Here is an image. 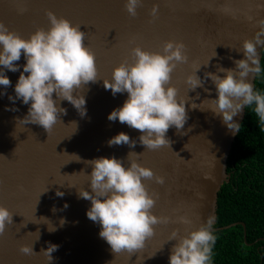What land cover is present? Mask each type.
<instances>
[{
    "label": "water",
    "instance_id": "1",
    "mask_svg": "<svg viewBox=\"0 0 264 264\" xmlns=\"http://www.w3.org/2000/svg\"><path fill=\"white\" fill-rule=\"evenodd\" d=\"M153 4L159 6L156 17L151 16ZM48 10L79 24L87 34L85 44L95 53L98 81L77 90L76 94L85 96L86 115L82 117L68 101H60L66 114L47 132L42 126L18 121L29 106L19 100L13 105L8 100V95H15L20 72L6 70L11 85L0 96V205L13 215L12 224L0 235V264H48L41 249H47L49 242L58 246L51 253V264H168L170 249L176 243L168 241L169 236L176 228L184 235L185 226L175 222L155 225L154 235L143 248L113 253L99 237L100 225L86 216L90 201L78 198L77 188L90 191L87 174L92 169L85 161L115 156L128 166V153L136 152L140 155L132 159L164 178L163 184L154 179L143 181L148 191L158 196L152 209L155 215L171 217L173 221L179 215H188L193 228L209 213L217 220L219 192L230 181L228 159L247 107L233 118L240 123L233 135L211 110L190 107L216 97L211 80L189 91L185 80L193 71V63L205 64L211 59L197 73L202 79L206 71L216 73L217 65L235 67L233 60L243 58L236 49L253 36L257 30L255 21L264 18V0H143L135 17L126 12L124 0H0V21L28 38L37 28L47 30ZM168 40L186 45L188 62L177 65L171 84L188 99V119L180 131L169 128L170 147L148 150L138 141L139 130L107 119L114 108L123 104L127 93L113 96L110 89L105 90L103 79H111L112 70L126 59L132 62L131 48L161 51ZM14 63L23 65V54ZM5 106H14L18 111L5 110ZM200 107L207 109L209 105ZM120 132L136 139L135 146H109L107 141ZM57 190L64 195L57 196ZM52 226L56 230L50 232L48 227ZM22 244L32 246L34 252L21 253Z\"/></svg>",
    "mask_w": 264,
    "mask_h": 264
},
{
    "label": "clouds",
    "instance_id": "2",
    "mask_svg": "<svg viewBox=\"0 0 264 264\" xmlns=\"http://www.w3.org/2000/svg\"><path fill=\"white\" fill-rule=\"evenodd\" d=\"M142 3L143 0H124V8L129 16L135 17ZM158 11V4H153L151 16L156 17ZM46 16L49 21L47 30L37 28L28 38H23L0 21V86H3L0 96L5 95L11 85L6 70L19 71L14 85L15 95H8V100L13 105L19 100L29 107L27 114L17 119L24 125L42 126L49 132L60 121L61 115L66 114L67 110L59 106L60 101H68L82 117L86 115L85 96L76 93L89 82L98 81V68L95 53L86 46L87 34L81 31L80 25L58 17L51 10L46 12ZM255 24L257 30L253 36L236 49L243 53V58L233 60L234 68L217 65L216 73L206 71L202 79L197 73L202 65L207 67L211 59L205 64L193 63V71L185 80L188 91L204 87L205 80H211L216 97L206 98L200 104L192 103L190 107L211 110L222 118L233 135L240 127L233 118L247 106H253L260 130L264 131V91L252 83L264 72L260 60V52L264 50V18L257 19ZM185 49L183 41L176 40L165 41L162 50L155 52L135 46L130 50L132 62L126 59L112 70L111 79H103L105 90L110 89L113 96L127 93L123 104L114 108L107 119L118 120L139 130L138 141L148 150L170 147L169 128L175 127L180 131L188 119V99L181 97L171 84V74L177 65L188 62ZM22 54L25 63H14L21 59ZM205 91L210 92V89L205 88ZM204 103H208L207 109L200 107ZM5 110L18 111L14 106H5ZM107 143L109 146L127 144L134 147L137 140L120 132ZM133 155L140 154L129 152L128 166H125L124 159L115 156L85 161L92 169L87 174L90 191L77 188V194L78 198L90 201L86 216L100 225L99 237L107 242L113 253L133 252L143 248L146 240L154 235L155 225L175 222L185 226V234L180 235L179 228L171 232L168 241L175 240L176 243L170 249L168 264H212L217 241L216 216L209 213L193 228V220L188 215H179L175 221L171 217L155 215L152 209L158 196L150 193L143 181L154 179L156 183L163 184L164 178L132 159ZM56 195L62 197L64 193L57 190ZM67 207L65 203L64 208ZM52 210L56 211L55 207ZM12 215L8 208L0 205V235L4 234L7 225L12 224ZM64 223L62 218L60 225ZM48 230L56 229L52 226ZM37 232L40 235L39 230ZM57 247L49 242L47 249H41L48 264H51V253ZM19 251L25 255L34 252L32 246L23 244Z\"/></svg>",
    "mask_w": 264,
    "mask_h": 264
},
{
    "label": "trees",
    "instance_id": "3",
    "mask_svg": "<svg viewBox=\"0 0 264 264\" xmlns=\"http://www.w3.org/2000/svg\"><path fill=\"white\" fill-rule=\"evenodd\" d=\"M255 88L264 91V72ZM227 171L231 177L219 192L214 227L237 224L216 231L212 264H264V131L253 106L246 108Z\"/></svg>",
    "mask_w": 264,
    "mask_h": 264
}]
</instances>
